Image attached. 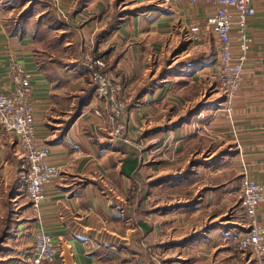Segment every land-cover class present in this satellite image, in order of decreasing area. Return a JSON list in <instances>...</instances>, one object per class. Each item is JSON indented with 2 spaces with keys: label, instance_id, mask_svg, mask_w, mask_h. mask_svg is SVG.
<instances>
[{
  "label": "crops",
  "instance_id": "crops-1",
  "mask_svg": "<svg viewBox=\"0 0 264 264\" xmlns=\"http://www.w3.org/2000/svg\"><path fill=\"white\" fill-rule=\"evenodd\" d=\"M76 1L59 0L57 9L64 12L65 17H60L52 9V3L46 1V4L51 3L49 8L44 7V13L41 10L35 19L32 18L34 20L29 19L24 24L21 35L12 27L13 11L0 10V91L9 92L13 87V82L7 74L10 62H14L30 75L36 143L39 147L49 150L48 161L61 170L59 179L45 188V200L37 218L28 202L20 203L17 200L18 203H15V199L24 195L26 161H20L18 141L14 134L0 130V167L9 165V172L2 181V189L8 192L7 204L12 201L15 203V207L12 205L14 235L7 239L6 244L12 238H18L19 243L32 245L33 233L41 229L57 243L58 253L51 264H110L105 251L121 245L122 239H126L123 245L130 254L138 246L133 231L134 224L131 223L129 231L130 236L134 235L136 238L130 241L129 234L123 235L125 229L120 227V216L125 212L133 219L137 202H130L131 205L123 210L115 203L111 206L108 204L111 199L120 200L122 197L119 194L131 183L141 195L149 196L155 189L145 185L138 190L136 178H125L121 175V145L113 143L110 132L96 128L99 119L95 116V111L99 110L98 102L92 96L81 102L82 96L90 88L87 71L80 67L83 64L80 56L82 48L92 43L98 55L108 53L107 56L112 61L110 68L112 67L113 71L119 70L114 76L124 71L132 87L139 85L143 80L149 83L155 78L160 79V86L153 93L145 95L136 107L130 109L133 124L138 126L139 119L144 115L146 121L158 114L164 116L171 108L175 113H180L181 115L172 113L168 122L161 126L156 122L147 133L155 142L161 137L164 147L169 138L170 142L175 144L186 140L185 132L192 127L194 135H201L203 124L209 127L210 134L216 138L215 142L210 139L212 148L228 152L224 155L227 170H215L223 161L221 157L211 159V174L224 173L222 181L226 186L222 191L227 186L230 190L237 187L238 191L244 175L254 181L264 182V0L253 2L255 14L247 22L250 42L239 90L232 97L228 110L224 108L226 106L223 95L205 100V112L208 114H201L208 116H203L204 119L200 118L201 114H197L203 108L200 98H190L188 94L173 96L170 93V85L188 81L195 83L200 80L199 75L211 77V71L217 70L218 73V69L214 67L217 43L203 25L213 13L211 2L126 0L120 3V11H126L127 8L128 15L124 16L117 29L95 46V33L109 20L114 0H79V3H83L81 7L77 6L79 9H76ZM30 3L41 9V0H30L26 5ZM46 11L49 15L45 18L43 16ZM51 22L59 25L53 27ZM194 25L199 26V31L190 33L189 28ZM230 39L232 53L237 56L239 49L235 29L231 31ZM72 50H77L79 54L71 56ZM202 54L205 58L206 55L209 56L207 63L194 66V62H198ZM178 59L184 60L175 71L179 73L180 78L170 72L173 71L172 64ZM197 71L199 74H194ZM190 72L193 75L189 78ZM217 76L216 74V79ZM159 107L160 110L157 109ZM214 107L216 112H213ZM78 109V115L66 127L67 121ZM194 138L200 139V136ZM193 142V145L200 143L195 140ZM181 145L184 147L185 142ZM230 168L233 170V176L225 174ZM188 180H179L176 183L169 181V184L164 185V189H181L183 183ZM15 181L18 182L17 190L12 191L10 185ZM211 189L213 187L210 186L200 189V193L205 194L204 200L207 195V201L210 199L213 192ZM230 190L221 192V196L218 195L223 199L232 195V204L226 219L219 221L216 227H234L244 221L241 197H234L235 191ZM234 198L236 199L233 200ZM201 199L202 193L196 200L186 202L185 207L196 208ZM229 201L230 198H227L228 203L231 202ZM176 209L179 211L180 208L161 211L162 222L164 219L169 221L168 217L173 213L171 211ZM149 210L150 208L148 213L154 217V208H151L150 212ZM257 212L258 220L264 222V203L259 204ZM147 219L151 222L153 231L146 236V240L152 241L156 233L155 223L151 217ZM143 241L141 245L146 247ZM124 257L139 263L133 256Z\"/></svg>",
  "mask_w": 264,
  "mask_h": 264
},
{
  "label": "rangeland",
  "instance_id": "rangeland-1",
  "mask_svg": "<svg viewBox=\"0 0 264 264\" xmlns=\"http://www.w3.org/2000/svg\"><path fill=\"white\" fill-rule=\"evenodd\" d=\"M46 1L52 3V9L58 13V15L61 17H65L64 12H59L58 2L59 0H41L42 5L41 9H38L34 7L33 10V18L35 19V16L40 13L42 10L43 13L46 8H49V4ZM76 2L79 3L77 0ZM126 2V1H125ZM128 2V1H127ZM28 7V5H26ZM78 4H76L77 8ZM25 7V8H27ZM46 7V8H44ZM2 10H7L4 8H1ZM0 9V10H1ZM118 9L121 10L120 5L118 6ZM127 11V8L125 9ZM11 11V10H10ZM9 11V13H11ZM47 12V11H46ZM13 13V12H12ZM48 13V12H47ZM12 15V14H11ZM12 15V16H16ZM32 19V20H34ZM95 47H92V43L87 45L86 48H82V51L80 52L81 56V62L84 66H88L87 63L88 60H91L95 58L98 55V51L94 49ZM71 56H76L79 54L77 50L71 51ZM78 53V54H77ZM100 54V53H99ZM107 54H104V56L101 58V60L104 63V69H103V75L106 76L109 80H111L114 84L118 85L120 87V95L123 97V102L125 105V109H123L124 114L118 118L115 122H108L109 120L103 118H99L97 121L96 128H99L100 131H108L112 132L114 127L117 124L121 125V131L118 135V137L113 140V143L116 145H121L120 147H124L127 150V153L125 157H128L130 155H137L139 156V159L141 160V173L143 175L142 181L140 179H137L136 184L138 187V190H140L143 187V184L145 181H147V184L152 182H155L159 177L161 176H175L176 174L182 172L188 162H190L191 159H199L201 158L203 162H210V160L216 156L219 152H222V149L216 150L214 147L212 148L210 144V139H213L215 142L214 135L210 134L209 127H206L203 124L202 127V133H196L193 134L194 129L193 127L188 129L185 133L186 140L178 142L175 144V142H170V138L167 141V144L164 147V140L159 137L158 142H155L152 137H148L147 133L149 130H151V127L155 125L156 122L159 123L158 126H161L163 124H166L171 117V114H177L181 115L180 113H175V110H169L165 113L164 116H161V114H158L154 118L152 117L148 121L145 120V115L142 116V119H139V125H134L133 120H131V114L130 110L126 108V104L129 103L132 98L135 96L136 91H138L139 88L142 86H146L147 82L145 80L141 81L139 85H135L134 87L131 86V82H129L127 74H125L124 71L121 72V74H116L114 76V73L119 72L118 69L113 71L112 67L110 68V65L112 64L111 58L107 56ZM156 61V59L154 60ZM183 59H178L175 61L174 64H172L173 72L176 76V78H180L181 76L179 73H176V68L178 66H181ZM181 62V63H180ZM197 66H202L201 64ZM175 69V70H174ZM202 70V68H201ZM200 70V71H201ZM199 71L194 72V74H197ZM173 74V75H174ZM199 74V73H198ZM217 70L211 71L210 76L211 77H205L204 75H199L197 80L198 82L188 81V76L186 77L187 83L178 84L174 83L170 85V93L173 96H185V94H188L190 98H196L199 97L201 100L202 110L197 113L198 115L203 112V114H208L205 112V100H211L218 98V96L223 95L222 89L219 85V78L216 77ZM189 78L193 75L192 72L189 73ZM150 76V75H149ZM148 76V77H149ZM87 78L90 82L89 75L87 73ZM147 78V77H146ZM153 80H157L156 78ZM177 80V79H175ZM218 82V84L216 83ZM155 91V90H154ZM153 91V92H154ZM151 92V93H153ZM221 93V94H220ZM144 99V96L141 98V100ZM160 110V107L157 108ZM179 109V108H178ZM219 109V107H218ZM143 111L145 109H142ZM180 111V109H179ZM209 112V111H208ZM213 112H216L215 107L213 108ZM93 114V113H92ZM157 114V113H156ZM155 114V115H156ZM210 114V113H209ZM95 115V114H94ZM96 116V115H95ZM202 118L203 116L208 115H200ZM204 119V117H203ZM208 117L205 118V121L207 122ZM136 127V128H135ZM191 130V132L189 131ZM189 131V132H188ZM161 136V135H159ZM194 136L199 138H194ZM158 138V137H157ZM195 140L197 143L195 145L193 140L188 142L189 140ZM220 141V140H219ZM218 141V142H219ZM185 142L184 147L181 145ZM183 148H182V147ZM182 148V149H180ZM20 152V151H19ZM112 152V151H111ZM20 161H22V156L20 153ZM219 159V158H218ZM221 159H226V156H221ZM25 160V159H24ZM209 160V161H206ZM219 163L217 165L216 169H219V171H225L227 168H225V162ZM152 164L154 167H152ZM9 165H5L0 167V218L3 217L7 202L9 201L7 191L4 192L3 188V182L5 180V176L7 175V172H9ZM210 164H205L202 166H199L196 170L194 169V173L192 176H190V179L187 182L183 183L181 189L173 188V189H164V185L168 182H163L160 184H154L152 186L155 190L153 194H149V196L146 194L139 195L138 192H136L135 185L133 183L129 184L127 188L124 189V192H121L119 194L120 200L113 201L111 199V202L108 204L109 206L113 205L114 203L123 208L128 207L129 202L131 204L141 202L140 206L142 209H148L154 208V217L152 214L147 213L144 217L149 218L151 217L152 220H154L155 223V237L152 239V241L146 240V238L143 241V244L146 245V248L148 253L150 254L151 258L150 261H152L153 264H258L256 258L250 253V251H244L239 252L236 248V245L234 243L233 237H236V234H238L239 231L244 229L246 220L243 216L244 221H240L238 225H234V227H229L232 225H227V227H216V224L219 225V221L225 220L227 217V211H229V207L232 204L231 197H225L224 199L221 198V192H228L230 187L227 186L225 190L228 191H222L224 186L226 184H223L224 181H222L224 177V173H220L222 175H212L211 171L209 169ZM204 170H207L206 172ZM209 171V173H208ZM153 174L155 177H153ZM228 175L233 176V170L230 168L227 173ZM227 177V176H226ZM225 177V178H226ZM185 181V180H184ZM179 182L177 181H170L169 183H175ZM167 183V184H169ZM215 184V185H214ZM145 185V184H144ZM213 187L211 189L213 192L211 193L210 199L207 201V196L204 200V192L202 193V199L200 202V205H198L196 208L194 206H191L189 208L183 207L180 208L179 211L173 210L172 214H170V217H168L169 221L162 222V217H160L161 208L165 206H171L176 203H181L186 205L185 203L190 200H196L199 197L200 189L203 187ZM215 186V187H214ZM230 191H235L234 197L238 198V195L240 196L239 191H237V187H232ZM163 189V190H162ZM238 192V193H237ZM210 195V194H209ZM218 195H220L218 197ZM24 198H23V197ZM19 197V199H15L16 202L18 201L20 203L28 202L25 195H22ZM149 197V198H148ZM227 198H230V203L227 202ZM234 198L233 200H235ZM18 200V201H17ZM124 200V201H123ZM13 201L11 205L15 204ZM216 205V207H215ZM211 206V207H210ZM214 206V207H213ZM15 207V205H14ZM160 208V209H159ZM149 210V212H150ZM230 210H232L230 208ZM126 211V210H125ZM124 211V212H125ZM230 212V211H229ZM125 214V215H124ZM122 214L121 217V224L120 227L125 229L123 232L125 234H129V241L130 239L133 240L136 237L134 235L130 236V225L134 224L132 221L133 219H130L131 215H127L126 212ZM217 216V217H213ZM1 220V219H0ZM228 224V223H227ZM241 227V228H240ZM197 235L198 237L196 240H193L192 242L187 243L186 245L181 246H172L169 249L164 248L165 243L169 242H178L184 237H188L191 235ZM149 237V236H148ZM121 245H118L117 247H114L113 250L109 249V251L106 252V257L110 260V264H137L136 261L133 259H126L124 256H132L130 254V251L123 245V243H126V239H122ZM127 245V244H125ZM7 250L0 256V264H18L20 260V256H22L24 253H27L31 248L32 245L25 243H19L18 238L11 239V241L7 244H5ZM138 248L136 247V250ZM140 250V249H139ZM141 252V251H139ZM142 253V252H141ZM129 258V257H128ZM125 261V262H124ZM108 263V262H107Z\"/></svg>",
  "mask_w": 264,
  "mask_h": 264
},
{
  "label": "built area",
  "instance_id": "built-area-1",
  "mask_svg": "<svg viewBox=\"0 0 264 264\" xmlns=\"http://www.w3.org/2000/svg\"><path fill=\"white\" fill-rule=\"evenodd\" d=\"M168 2L170 0H164ZM213 5V13L203 24L214 37L219 85L223 92L224 107L228 110L234 94L242 84V73L249 48L250 37L247 34V22L254 16L253 2L256 0H206ZM235 29L238 43V55L232 53L231 31ZM190 33H197L199 26H191ZM85 66L94 87L92 97L99 104L95 114L108 122H115L125 109L120 87L103 75L104 63L100 58L88 60ZM7 74L13 82L9 92L0 91V130L14 134L19 151L26 161L23 180L24 195L34 216L39 218L41 205L45 200V188L56 182L61 170L48 161L49 150L39 147L35 139L34 105L31 100L30 75L14 62L7 67ZM223 105V104H222ZM121 125L117 124L111 132L115 140ZM246 225L233 237L239 252L250 251L258 264H264V222L257 217L259 204L264 203V182H257L244 175L239 183ZM58 253L57 243L42 231L33 233L32 248L20 256L18 264H49Z\"/></svg>",
  "mask_w": 264,
  "mask_h": 264
},
{
  "label": "trees",
  "instance_id": "trees-1",
  "mask_svg": "<svg viewBox=\"0 0 264 264\" xmlns=\"http://www.w3.org/2000/svg\"><path fill=\"white\" fill-rule=\"evenodd\" d=\"M30 0H0V9L4 8L7 10H11L13 11L12 15L17 14L15 17L11 16V24L12 27L14 28L15 32L19 31L20 33H18L19 35H21V33L23 32L24 29V24L29 20L33 18V10H34V6L35 4L30 3L28 4L27 8H24V5H26V3H28ZM79 1V0H78ZM126 0H114L113 4H112V13L110 15L109 20L106 22V24L104 25V27L100 30H98L95 33L94 36V44L95 46L98 45L100 43L101 40L105 39L108 35H110L115 29H117V27L119 26V24L121 23V21L123 20L124 16L128 15L127 11H120L118 9V6L120 5V3L125 2ZM82 2L78 3V6H82ZM79 9V8H76ZM49 13H45V15L43 17L46 18V16H48ZM47 19H49V17H47ZM53 27H56L59 25V23H55V22H51ZM96 50V48H94ZM104 54L106 53H100L99 55H97L95 58H102L104 56ZM207 58H205V56H203V54L201 55V57L199 58L198 62H194V66H197L199 64L202 63H207V60L209 59V56L206 55ZM193 64V63H192ZM81 68H83L84 70L87 71L86 67L82 64L80 66ZM160 79L157 80H153L149 83H147L146 86H142L141 88L138 89V91H136L135 96L132 98V100L126 104V108L127 110L136 107L141 98L151 92H153L155 89H157L160 86ZM94 93V87L90 84V88L88 90H86V93L82 96L81 98V102L87 98H90ZM82 104V103H81ZM80 106V105H79ZM80 109V107H79ZM76 110L73 114V116L67 121L66 123V127H68L71 122L75 119V117L78 115L80 110ZM127 153L126 148L122 147L121 148V154L122 157L120 159V172L121 175L125 178H129L130 176L136 178V179H140L142 181V173L140 172L141 169V160L139 159V156L137 155H131L130 158H126L125 155ZM226 153H228L226 150H223L222 152H219L216 156H214L212 158V160H216L218 158H220L221 156L226 155ZM211 162H203V160L201 158L199 159H191L190 162H188V164L186 165V167L184 168V170L178 174H176L175 176H171V175H165V176H161L159 177L155 182H152V184L150 183H142L143 187L145 185H147L148 187H152L154 186V184H160V183H165V182H169V181H176L177 180H185L188 179V177H190L191 175L194 174V169L208 164ZM17 181H15V183H13V185H10V189L12 191H16L17 190ZM176 183V182H175ZM145 184V185H144ZM138 194L141 196L140 192H138ZM140 201L136 204L135 208H134V212H133V220H134V235H136L137 237V250H134L133 252H131V255L139 260L138 264H153L152 261H150L151 258L150 254L148 253L147 249H145L146 247H144L143 245H141V241L144 240L146 238V236L151 233L153 231V227L151 222L144 217L148 211L144 208L142 209L140 207ZM130 202L128 204V206H130ZM186 205L183 206V204L181 203H176L173 205H169V206H165L162 207L160 210H166V209H172V208H181V207H185ZM14 223V211H13V206L10 204L6 205V209L4 212L3 217L0 220V256L7 250L5 244L7 242V239L11 238L14 235V231H12V225ZM198 236L193 234L191 236L188 237H184L182 238L180 241L178 242H167L165 243L163 246L165 249H169L172 246H181V245H186L189 242H192L193 240H196ZM140 249V250H139ZM141 251V252H139ZM51 264V263H50Z\"/></svg>",
  "mask_w": 264,
  "mask_h": 264
}]
</instances>
